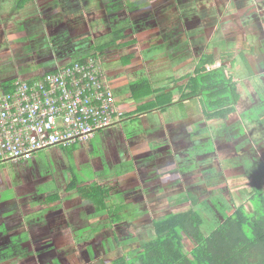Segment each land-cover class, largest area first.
<instances>
[{"label":"crops","instance_id":"0c3cea01","mask_svg":"<svg viewBox=\"0 0 264 264\" xmlns=\"http://www.w3.org/2000/svg\"><path fill=\"white\" fill-rule=\"evenodd\" d=\"M133 1L127 3L132 7L128 13L122 12L121 2L110 0H0V90L12 87L17 79L32 80L92 57L100 61L117 104L126 113L120 124L95 135L73 154H61L66 148H56L44 155L41 153L45 151L38 152L28 162H4L28 168L25 174L0 170V264H91L94 258L90 252L84 254L80 244L91 242L96 246L102 242L95 239L98 235L94 229L82 234V227L94 223L102 228L98 233L109 235L112 223L120 224L123 216L134 222L141 219L137 214L123 215L122 210L136 212L142 205L160 210L169 203L167 195L175 193L176 188L179 194L188 195L192 140L193 145H199L209 135L216 153L234 150L237 143L232 140L214 141L215 133L221 135L214 128L218 122L206 123L196 114L200 110L194 113V106L201 107L199 102L181 99L182 88L204 53L225 59L222 63L231 67L233 72L229 71L236 77L238 96L243 98L248 92L245 105H250V120L264 123L261 114L257 122L252 119V106L258 101L250 98V94L264 97V29L253 30L250 18L241 19L240 12H236L241 21L236 30L240 32H235L232 39L222 36L220 30L213 31L214 35L205 33L210 19H214L213 24H225L233 17L222 20L225 14L217 17L215 8L216 16L210 19L203 15L204 10L202 15H191L200 20L197 25L188 22V29L182 24L183 30L179 29L181 26L175 30L170 23L161 30L163 33L152 27L137 30L134 25L130 39L125 40L131 42L120 39L122 42L114 44L103 40L97 44L98 36H108L119 20L143 15L149 8H140L150 6L152 0ZM133 11L136 12L130 15ZM51 30L80 33L76 32L73 47L64 43L55 47L50 41ZM39 34L49 41L48 45L35 41ZM191 39L196 41L194 48ZM218 65L217 61L214 67ZM246 79L250 82L248 90L239 89L237 83ZM144 80L149 81L155 94L134 96L131 87ZM157 98L167 102L155 104ZM147 105L151 107L145 110ZM260 109L264 110V106ZM248 114H243L246 119ZM205 127L207 130L200 132ZM237 130L245 137L243 129ZM235 136L234 141L239 137ZM72 180H77L76 187L69 188L70 182L74 184ZM82 184L105 186V197L98 195L96 200L100 204L93 207L92 199L79 195L77 186ZM162 194L165 198L161 199ZM85 206L90 207V212ZM110 212L116 215L111 216ZM78 213L83 216L82 224L77 221Z\"/></svg>","mask_w":264,"mask_h":264},{"label":"trees","instance_id":"16d2710c","mask_svg":"<svg viewBox=\"0 0 264 264\" xmlns=\"http://www.w3.org/2000/svg\"><path fill=\"white\" fill-rule=\"evenodd\" d=\"M113 36L114 39H123L124 30H114ZM216 63L217 59L213 54L204 53L181 92V99L196 100L201 106L204 105L206 112H201V115L205 122L226 121L236 112L235 107L239 101L234 83L226 74L225 65L214 67ZM10 87L5 90H10ZM131 89L136 97H149L156 92L151 89L147 80ZM166 102L164 98H157L155 104ZM150 107L151 105L145 106V110ZM208 156L205 155L203 159L206 160ZM76 181H73L74 184L70 182L68 187L74 188ZM263 186L264 182L259 180L250 183V196L247 198L251 205L250 212L242 204L227 210L216 202L209 203L211 206H218L219 218L207 232L202 229V209L201 212L199 209L186 207L167 214L156 222L152 221L154 237L142 242L134 257H129L131 253L128 249V252L118 255L108 264H264ZM77 189L82 198L89 199L105 197L104 194L107 193L95 185H80ZM188 195L190 197L191 192ZM184 199H177L175 204L184 203ZM184 241L189 243L188 249L185 248Z\"/></svg>","mask_w":264,"mask_h":264},{"label":"rangeland","instance_id":"374dc122","mask_svg":"<svg viewBox=\"0 0 264 264\" xmlns=\"http://www.w3.org/2000/svg\"><path fill=\"white\" fill-rule=\"evenodd\" d=\"M189 8L195 10L194 5L189 6ZM208 15L209 17L213 16V14H208ZM232 18L228 19L227 22L222 25V29L220 30V32H221V35L224 37H226L225 34H229L228 38H231L235 32L236 33L240 32L239 30H236L240 28L241 21L239 19V15L233 14ZM213 21L214 19H210V22H211L210 27H208L205 30V33L208 32L209 34H212L213 31L218 30L219 23L213 24ZM160 32L165 33V31H161V30ZM109 37L110 36H108V38L107 37L105 38L107 39L106 41L107 43L110 42ZM101 41L102 40H99V42H96V43L98 44ZM207 43L209 44L210 42L208 41ZM194 44H196V41L194 39H191V45L193 48L195 47ZM97 47H99V45ZM216 59L218 61V64H220V62L222 63L225 61V59L219 60V57L217 56H216ZM234 82L236 83L235 79H233V83ZM235 83H234V86H235ZM249 85H250V82H248V79H246L242 83H237V87L239 89L248 90ZM247 93L248 92H244L243 98L239 97V101H238L239 103H238V109H237L238 111L234 112L230 117H228L229 122L223 121V122L216 123L214 125L215 126L214 128L218 130L217 132L218 134L224 135L223 133H228L227 135L230 137L231 136L236 137L235 135L242 134L241 131L237 130L238 127L244 130L245 137L240 135L239 136L240 138L238 137V139H235V141L231 138L233 142L237 143V145H235L233 149L238 154L237 153L235 154L233 151L217 152V153L214 151V154L209 155L206 158V160L203 159L204 156L201 154L200 156L202 157L194 158L192 157L194 153L196 152L204 153L206 147H205V144L200 145V143L199 145H193L194 142L191 141V146L189 149H191L193 153L190 154V159H189L190 164L188 165L190 166L189 169L191 171L190 174L192 177L191 195L190 197H188L189 195L187 194L185 195L179 194L176 188L175 193L173 192L172 195H167V197L169 198V203H166L165 205L160 207L161 208L160 210L155 211L156 218L155 220H153V222H156L166 217L167 214L180 211L182 209H185L186 207L188 208L192 207L197 210L199 209L201 211L202 209L204 211L203 212L204 225L202 226V229L203 231L207 232L211 230L210 228L213 225V222H215V218L216 219L217 217L219 218V214H217L218 206H221V208H224L227 210H231L232 207H235V206L237 207L240 204H242L245 207V209L250 212L251 205L247 201V198L249 197V191H250V179L251 180L253 178L257 179L256 172L258 173L262 172L263 170L261 169V167L264 166V164H262V160L259 159L262 157L264 158V137L262 138V136L264 135V130L261 126H258V127L256 126L258 123L254 124V122L251 120L248 122V117L246 119V117H244L243 115L245 112L247 113L250 112V109L248 110V108L245 105V102L248 101L246 97ZM250 98L253 99L251 94H250ZM262 106H264V97L261 96L258 100V103L253 106V109L251 111L252 119H255L254 121L259 119V116L261 115L264 116V110L260 109ZM195 110L197 111L200 110V113H196ZM205 110L206 108L204 107V105L201 107L194 106V113L196 114L201 115V112H204ZM211 122L212 124H214V122L216 121H211ZM254 139L258 141L255 142ZM218 140L219 139H217V141ZM214 141L216 142L215 139ZM86 144H84L83 147L86 146ZM199 146H202V147H199ZM78 147H81V146L77 145L73 147H68L65 150H62L63 152H61V154H64V155L73 154V151L77 150ZM258 147L262 148V150L260 151ZM53 150L55 149L42 152L41 154L44 155L47 152L52 153ZM0 164L3 165L2 167H0V170L4 168L5 171L9 169L11 171L14 170V172H21L23 174H25L28 168L24 164L19 165V166H15V165L8 166V165H5L6 163L4 162H1ZM29 170L33 171V168H30ZM79 179H83V178L81 177ZM104 188L105 186L100 187V189H104ZM100 189H97V190L100 191ZM80 196H82V194ZM161 196H162L160 197L161 199L165 198L164 194H162ZM182 197L185 198L184 203L176 205L175 204L176 200ZM96 200L97 198H93L91 200L92 201L91 204L93 207H95L96 204H100ZM211 202H216L218 206L217 207L216 206L214 207V205L211 206L209 204ZM81 207L84 208V205H82ZM85 210L90 212L91 209L89 206H85ZM212 211H214L215 213H211ZM128 213H131V215L136 214V212L132 209L128 210ZM82 218H83L82 214L78 213L77 221L80 222L81 224L83 222L81 221ZM73 219H75V214L73 215ZM146 222H149V221L140 219L137 222H134V221H128L127 223L124 222L125 224L123 223L124 225H122L121 230L119 228L115 230L112 227L109 235L105 233H98L100 230H102V228H98L96 224L91 223L92 226L89 225V226L82 227V229H80L82 234L87 232V230L89 231V230L94 229L96 235H98L95 237V239L101 240L102 243H99L96 246L93 244L91 245V242H88L87 244H80V249L83 251L84 254H88L90 252V257L92 259L94 258L91 261V264H108L118 255L120 254L124 255L125 252H128L127 251L128 249H129V252L131 253L129 257H134L136 255L135 251L136 249L139 248L140 244L142 242L149 241L154 237L152 225L150 224L143 225ZM123 228L125 232H123ZM107 233H108V230H107ZM184 242H185L184 245L186 246L185 248L188 249L189 243L186 241ZM102 251L104 252L105 255L104 254L99 255L100 253H102ZM95 254L96 255L98 254V258L95 257ZM81 262L82 261H80V263Z\"/></svg>","mask_w":264,"mask_h":264},{"label":"built area","instance_id":"2783aa9c","mask_svg":"<svg viewBox=\"0 0 264 264\" xmlns=\"http://www.w3.org/2000/svg\"><path fill=\"white\" fill-rule=\"evenodd\" d=\"M126 113L100 61H74L0 90V163L28 162L42 151L83 146Z\"/></svg>","mask_w":264,"mask_h":264},{"label":"flooded vegetation","instance_id":"af4514ba","mask_svg":"<svg viewBox=\"0 0 264 264\" xmlns=\"http://www.w3.org/2000/svg\"><path fill=\"white\" fill-rule=\"evenodd\" d=\"M112 3H116V2H121L122 5L120 7H122L121 9H123L122 12H124L126 10V12L128 11V13L130 12V10L132 11V7L130 6L131 3H133V0H126V2H123V0H110ZM129 1H131V3L127 4ZM133 1V2H132ZM150 6L148 5L147 7H141L140 9H147L149 8L147 11L143 12L144 14L141 15L139 18H134V20L131 18H127V19H121L119 20L115 25L112 26V28L114 30H124V38L121 39H114L113 36V31L111 30V32H107V35L110 36V42L114 43V44H118L120 43V41H124V43H129L126 42L125 40H129L131 37V31L133 30L134 25H136V27L134 29L137 30H144L147 28H154L155 30H165L167 26H170V23H172V27L175 28V30H177L178 26H181L182 24H185L187 26V29L189 27L188 22H191L192 25L199 23L198 20H200L198 17H193L191 18V15H202V10H204L203 15H206L205 17L207 19L213 18L215 15V8L218 10V16H222L223 14H225L224 18H222V20H224L225 18H229L231 15L235 14L236 12H240V18H250V28H254L253 30H260V29H264V0H152L150 2ZM194 5V9H186L188 6ZM151 7V9H150ZM222 7V9H221ZM139 10V9H138ZM121 12V13H122ZM136 11H133V13L131 12L130 15L134 14ZM217 13V11H216ZM208 14H213L212 17H209ZM128 15V16H130ZM216 16V15H215ZM219 17V18H220ZM233 19V18H232ZM217 23H219L218 26V30L222 29V25L224 24L223 21H217ZM174 24V25H173ZM242 25H246L244 21H242ZM180 30H183L182 26L181 28H179ZM64 31V32H63ZM80 30H51L50 31V41L52 42L53 46L56 47V45L64 43L66 44V46L70 45L73 47L74 45V39L75 36L77 35L76 32H79ZM218 34V33H217ZM233 34V33H232ZM235 34V33H234ZM229 34H225V36H227ZM262 35V34H261ZM108 36H106L108 38ZM103 35H99L97 40H104ZM121 39V40H120ZM107 40V39H105ZM38 42L39 45H48L47 43L49 42L48 40L46 41V39L44 38V36L42 35H38L36 40ZM97 41V42H98ZM101 41V42H102ZM121 41V42H122ZM109 42V43H110ZM49 46H47L48 48ZM43 49H46V47H44ZM208 49H211L210 47H208ZM212 50V49H211ZM207 54H212V53H207ZM223 63L219 64L216 67H220ZM225 65V64H223ZM252 70V68H250ZM225 70H226V74L228 75L229 78H231V81L233 82V79H235L236 77L234 76V74L230 71L233 72V70H231V67H227L225 65ZM230 70V71H229ZM258 98V97H257ZM256 96H253V100L258 101L259 98L257 99ZM237 102V106H238ZM253 107V106H252ZM236 108V107H235ZM238 108V107H237ZM250 109V105L248 107V110ZM237 111V109H236ZM248 116V120L250 121V112L247 115ZM227 122H229L228 119H226ZM211 122V121H210ZM216 122H223V121H219L217 120ZM207 123V122H206ZM209 123V122H208ZM261 126L264 130V123L260 122L256 125ZM209 127V126H208ZM210 128H212V126L210 125ZM209 129V128H208ZM207 130V127H205L203 130H201V132ZM238 133V132H237ZM224 135L220 136L219 140L223 141L224 139H229L231 140V138H233V136H228V133H223ZM192 135V134H191ZM216 138L218 137L215 133ZM238 136H240L238 134ZM264 137V135L262 136V138ZM255 142H257L258 140L254 139ZM193 142H195L194 140H192ZM197 142V141H196ZM217 142V139H216ZM205 144V151L204 153H194V155L192 157L194 158H200L202 156L201 155H212L214 154V151L212 149V136H206L205 138H203L202 140H200V145ZM202 147V146H201ZM258 149L261 151L262 148L258 147ZM235 154L237 153L235 150H232ZM249 151V149H248ZM191 153H193L191 151ZM238 154V153H237ZM258 158V157H257ZM262 160V164H264V158H259ZM261 169L263 170L262 172L258 173L256 172V178L257 179H250V183L251 182H257L259 181H263L264 182V166L261 167ZM250 193V192H249ZM147 198L150 195L147 192ZM250 196V194H249ZM151 199V196H149ZM155 206H149V205H142L140 207V209L136 210V214L141 218V220H145V221H149L144 223L143 225H152V221L155 220L156 216H155ZM166 208V207H165ZM164 208V209H165ZM162 209V210H164ZM121 214L123 215H127L128 217L131 216V213H128V210H125L121 212ZM111 216H115L116 212H110ZM124 217V221L123 222H128L130 221V219H127L126 216ZM216 220V218H215ZM132 221V220H131ZM123 222H121L120 224H116V223H112V226L109 228V230L111 231L112 227L113 229H117L119 228L121 230L122 228V224ZM141 225V226H143ZM123 232L124 228H123ZM134 237V236H133ZM96 243H93V245H95ZM98 252V251H96ZM102 253H104L102 251ZM105 255V254H104ZM115 259V258H114Z\"/></svg>","mask_w":264,"mask_h":264}]
</instances>
